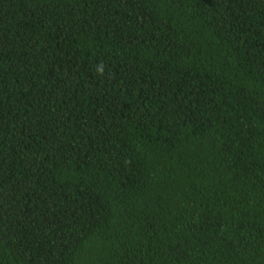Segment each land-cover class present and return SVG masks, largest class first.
Here are the masks:
<instances>
[{
  "label": "trees",
  "instance_id": "obj_1",
  "mask_svg": "<svg viewBox=\"0 0 264 264\" xmlns=\"http://www.w3.org/2000/svg\"><path fill=\"white\" fill-rule=\"evenodd\" d=\"M0 264H264V0H0Z\"/></svg>",
  "mask_w": 264,
  "mask_h": 264
}]
</instances>
